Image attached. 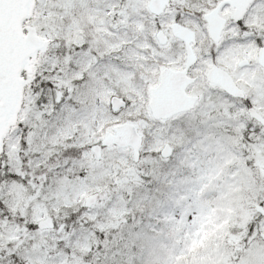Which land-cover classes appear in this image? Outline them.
Masks as SVG:
<instances>
[{
    "label": "snow or ice",
    "instance_id": "snow-or-ice-1",
    "mask_svg": "<svg viewBox=\"0 0 264 264\" xmlns=\"http://www.w3.org/2000/svg\"><path fill=\"white\" fill-rule=\"evenodd\" d=\"M0 264H264V0H0Z\"/></svg>",
    "mask_w": 264,
    "mask_h": 264
}]
</instances>
